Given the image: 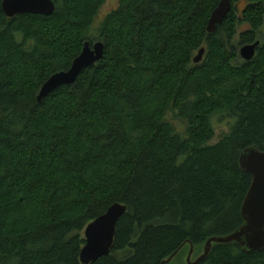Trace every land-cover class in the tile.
<instances>
[{
  "label": "trees",
  "instance_id": "obj_1",
  "mask_svg": "<svg viewBox=\"0 0 264 264\" xmlns=\"http://www.w3.org/2000/svg\"><path fill=\"white\" fill-rule=\"evenodd\" d=\"M2 1L0 264H81L84 228L114 203L127 210L90 264H163L243 224L239 156L264 151V0H231L213 33L219 0H119L97 27L106 0L14 17ZM97 41L102 58L39 102L42 83ZM215 117L228 126L217 138ZM197 264H264V250L213 243Z\"/></svg>",
  "mask_w": 264,
  "mask_h": 264
},
{
  "label": "water",
  "instance_id": "obj_2",
  "mask_svg": "<svg viewBox=\"0 0 264 264\" xmlns=\"http://www.w3.org/2000/svg\"><path fill=\"white\" fill-rule=\"evenodd\" d=\"M231 0H219L208 19L206 30L208 33L215 32L217 26L222 23L231 9ZM1 8L7 17L20 14H32L50 16L55 11L52 0H3ZM260 45L257 40L251 44L242 45L239 56L245 61L251 60ZM204 48H201L194 62L201 61ZM103 43L100 41L90 44L85 42L80 53L72 60L67 70L53 73L42 83L37 94L40 102L48 94L61 86L73 85L80 72L102 58ZM240 168L251 176L250 187L244 197L241 206L243 224L233 233L226 236H211L205 244L203 253L194 261H190L192 245L187 257L188 264H197L210 252L213 243L236 242L243 251L254 252L264 250V151L256 146H250L243 150L239 156ZM127 207L121 203H114L106 212L86 225L83 230L85 243L79 253L81 264H90L110 253L117 221L126 212ZM174 252L163 264H168L177 254Z\"/></svg>",
  "mask_w": 264,
  "mask_h": 264
},
{
  "label": "rangeland",
  "instance_id": "obj_3",
  "mask_svg": "<svg viewBox=\"0 0 264 264\" xmlns=\"http://www.w3.org/2000/svg\"><path fill=\"white\" fill-rule=\"evenodd\" d=\"M119 3V0H106L105 3L101 6L99 15L96 18V21L94 22V27L98 26L99 21L110 11L115 9ZM243 5V4H242ZM242 29H239L241 31ZM264 33V29H262ZM95 31L93 30V33ZM260 34L261 38L264 40V34ZM174 114L172 112H169L167 115V120L171 121L176 129L180 132L184 130V124L177 119L176 117L173 116ZM212 124L215 128L216 132V138L219 136V134L226 132L227 131V119L226 118H220V117H215L212 121ZM205 244V243H204ZM204 244L197 246V247H192V254L190 257V261H194L197 257H199L203 253L204 249ZM190 251L189 245H185L180 251L177 252V254L170 260L168 264H188L187 263V257Z\"/></svg>",
  "mask_w": 264,
  "mask_h": 264
}]
</instances>
